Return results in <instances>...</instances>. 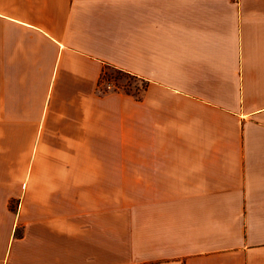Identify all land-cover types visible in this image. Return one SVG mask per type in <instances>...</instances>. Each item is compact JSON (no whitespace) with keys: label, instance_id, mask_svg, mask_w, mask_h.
<instances>
[{"label":"crops","instance_id":"1","mask_svg":"<svg viewBox=\"0 0 264 264\" xmlns=\"http://www.w3.org/2000/svg\"><path fill=\"white\" fill-rule=\"evenodd\" d=\"M0 264H264V0H0Z\"/></svg>","mask_w":264,"mask_h":264},{"label":"rangeland","instance_id":"2","mask_svg":"<svg viewBox=\"0 0 264 264\" xmlns=\"http://www.w3.org/2000/svg\"><path fill=\"white\" fill-rule=\"evenodd\" d=\"M132 85H133V80L130 75L121 73L116 70L108 69L103 73L101 77V89H104V90H110V91L115 90V91H123L125 93H131L132 88H133ZM139 88L141 90L143 89V85L141 83L139 85ZM125 155H128V154L125 153ZM123 184H124V193H123L122 202L124 205L123 208H126L131 200L132 182L129 180H125ZM111 189L113 188H111V185L109 184V193H108V198H107L109 208L115 205V201L117 198L115 197V194L112 193ZM11 206L12 208L16 207L15 201L11 203Z\"/></svg>","mask_w":264,"mask_h":264}]
</instances>
